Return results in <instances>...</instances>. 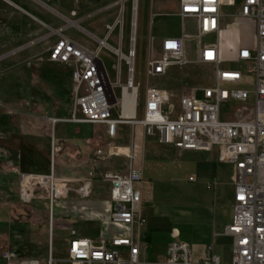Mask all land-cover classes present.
<instances>
[{"label": "built area", "instance_id": "built-area-1", "mask_svg": "<svg viewBox=\"0 0 264 264\" xmlns=\"http://www.w3.org/2000/svg\"><path fill=\"white\" fill-rule=\"evenodd\" d=\"M234 10L230 16L225 10ZM135 10L131 20L130 47L125 55L124 4L104 39L95 49H88L62 36L49 50V60L72 69L74 113L70 118H51L75 124L101 125L109 138L115 139L118 127L129 125L142 129L143 135L156 138L165 146L179 152L212 153L218 161L234 168V215L225 234L233 239L230 264H264V0H180L182 35L162 40V57L148 61L147 74L164 75L173 66L190 64L212 67L214 84L208 87L185 88L179 96L161 88L148 87L142 107L138 105L139 85L135 81ZM195 24V33L187 29ZM251 26L253 45L240 47L235 63L243 64L245 73L225 67L222 53V31L238 25ZM118 31L119 48H112L108 40ZM211 38L212 41H205ZM194 42L195 59L188 54V43ZM103 50L113 53L116 81H112L101 57ZM123 63L126 81H123ZM246 77L253 79V87L246 85ZM119 91V95L117 94ZM134 94L131 116L125 115L124 92ZM118 115L115 116V112ZM135 147V146H134ZM52 151L56 152L52 142ZM131 165L124 173H109V221L125 227L124 236L94 242L87 238L71 239L67 244L66 261L70 264H221L213 246H207L202 257L193 255L189 243L175 240L162 262L141 258V247L133 225L142 224V172L135 169L134 151L125 153ZM21 203L29 204L43 190H49L50 251L46 259H20L11 250L1 254L3 264H56L53 254L55 203L65 198L68 190L56 184L53 173L38 175L19 173ZM188 180L196 182L195 175ZM66 186V185H61ZM211 188V185H207Z\"/></svg>", "mask_w": 264, "mask_h": 264}, {"label": "rangeland", "instance_id": "rangeland-1", "mask_svg": "<svg viewBox=\"0 0 264 264\" xmlns=\"http://www.w3.org/2000/svg\"><path fill=\"white\" fill-rule=\"evenodd\" d=\"M107 5L106 11L98 19L104 18V23H112L111 14L119 12L124 4L126 13L124 19V52L130 47L131 18L134 0H102ZM154 1L137 0L138 15L136 20V59L135 68L136 83L140 92L147 86L161 87L170 91L174 96H179L182 91L190 86L208 87L214 84L212 67L208 65L173 66L168 75L162 78L147 77L146 69L148 60L162 57L157 41L162 36H172L181 31V22L177 18L176 0L164 1L163 8L170 13V17L153 21L151 14L154 12ZM98 4L101 0H93ZM136 8V7H135ZM38 25V24H35ZM105 30V25H103ZM34 35L27 45L0 52V147L6 143L10 145L22 139L26 133L51 135L54 127L50 119L67 111L65 118H70L74 113V98L71 87V69L68 66L53 63L49 60V50L58 39L47 40L46 35L38 41V35L34 31V25L29 27ZM61 32V31H59ZM189 32L195 33L194 26L189 25ZM117 33H113L109 43L117 46ZM253 34L248 26L238 25L235 29L222 31V53L226 61L225 67L239 69L245 73L243 64L235 63L237 46L240 43L251 45ZM205 41H212L211 38ZM40 43L39 47L34 46ZM28 51L27 53L22 51ZM105 62L112 81H116L114 66L117 59L108 50H103L101 55ZM37 62V63H36ZM123 81H126V67L123 63ZM253 79L246 77V85L252 88ZM119 95V91H117ZM116 111L114 114L117 116ZM79 128L92 130L91 158L89 165L78 160L77 157L66 159L64 164L54 175L56 184L65 187V198L55 203L54 208V235L53 254L57 259L56 264H70L66 261V249L69 223L74 216L73 205L68 203L73 198L90 200L103 205L109 194L110 183L105 180L109 173H124L131 165V160L123 152L129 145L120 147L121 140L108 138L104 130L96 126L78 125ZM88 127V128H87ZM60 127L58 126V131ZM97 129V131H96ZM98 133V134H97ZM68 135L72 138L71 131ZM101 134V136H99ZM124 144L133 141L126 134ZM137 141L140 142V152L134 161V165L147 166L162 169L166 158L169 156L163 151V147L154 139H145L139 133ZM51 139V138H50ZM26 146L25 139L23 140ZM19 142V140H18ZM51 142V141H50ZM78 143V141H77ZM115 147L121 149L115 150ZM151 147V148H150ZM59 148V147H58ZM150 148V149H149ZM60 149V148H59ZM0 152V257L3 251L11 250L20 259L39 258L46 259L50 251V208L48 190H43L31 203H21L20 178L18 169H13L5 164L3 149ZM74 161V163H72ZM57 167V166H56ZM9 168L11 170H9ZM13 169V170H12ZM177 175H165L159 179L146 177L142 184V201L145 208H150L153 214L148 217L144 214L142 228L144 238L141 239L142 254L149 262H162L167 256L169 244L175 241L172 233L174 226L188 224V220L179 221L167 208L183 202L191 204V198L185 195L190 186L181 184L178 179L183 178V172L176 171ZM29 174V173H26ZM49 173L48 175H51ZM40 175V174H38ZM66 185V186H61ZM181 195V196H180ZM187 199V200H186ZM109 203L107 205V218L109 220ZM79 214L77 218L80 216ZM82 216V215H81ZM76 218V219H77ZM195 222L194 218H189ZM142 235V234H141ZM0 264H3L0 258ZM221 264L225 262L221 261Z\"/></svg>", "mask_w": 264, "mask_h": 264}, {"label": "crops", "instance_id": "crops-1", "mask_svg": "<svg viewBox=\"0 0 264 264\" xmlns=\"http://www.w3.org/2000/svg\"><path fill=\"white\" fill-rule=\"evenodd\" d=\"M164 1L166 0H157L156 2L154 1V12L151 14V16L152 20L155 22L160 21L162 18L170 17V13L163 8ZM176 2L177 18L181 22V31L180 33L172 36L160 37L157 43L159 46L158 51H160L161 54V43L163 39L168 37H180L182 35L180 0H176ZM104 3L105 2L102 0L98 4L94 3L93 0H0V52L11 50L22 45H27L28 42L32 40L31 38L34 37L32 34L34 32L29 30V27L33 25L34 31L38 35V41L45 35L48 37V41L53 40V38L58 39L62 35L88 49L93 50L97 47L98 40L105 38L107 34V27L114 23L119 13L115 12L110 15V17H113V22L111 24L104 23V18L98 19V17H100V15L106 11L113 9H108L107 5ZM134 4V7L137 8V20V0H134ZM233 13L234 10H225V14L228 16L232 15ZM190 24H192L195 29V24L193 22H188V31ZM103 25H105V30L103 29ZM244 25H246V23H244ZM246 26L249 27L253 34L254 29L249 25ZM117 43V46H113L110 43L109 45L115 49L119 48L118 33ZM39 44L40 43H35L30 49L39 47ZM252 45L253 41L251 45L240 43L237 46V51L240 47ZM194 48V42L188 43V54L191 59L196 58ZM122 50L125 55L129 50L127 49V52H124V40L122 44ZM22 52L27 53L28 51L24 50ZM170 70L171 68L164 75L155 78H162L168 75ZM147 77L151 76L147 74ZM148 87L154 86H147L146 88ZM145 90L142 95L139 87V107H142ZM65 115H67V111H64L63 114L57 115V117L53 118L67 119L65 118ZM78 125L89 127L96 126L98 129L104 130V133L107 136L105 127L101 125H85L75 124L67 121H59L52 128L51 135L48 132L35 135L26 133L22 138L27 142L25 143V147L23 145L22 139H17V142H12L10 145L5 143L4 146L0 147V149H3L5 164H9L11 168L18 169L22 173L40 175H48L51 173V171L55 174L56 169L62 166L66 159L70 160V158L75 159V157H77L78 160H82L84 164L87 163V165H89V159L91 158V141L93 139V131L89 129H81L78 127ZM58 126L60 127V131H58ZM68 130L71 131L72 138H70V135L67 134ZM139 133L145 139H154L156 142H158L156 138L145 137L143 135L142 129H134L129 125L119 126L117 130V136L115 138L116 140L122 139V141L118 143L120 144V147L129 145L128 148L123 149V152L129 153L134 151L135 159L137 158L141 148V141H137V135H139ZM126 134L128 135L129 140L130 137H132L133 140L132 142L130 140V143L128 144H124L125 139H127ZM99 136H101V134ZM52 142H54L56 148V152L54 153L52 151ZM160 145L163 147V151L169 156L166 158L164 167L162 169L150 168L147 166H142V164L137 165V163L134 165V167L135 169L142 172L144 183L146 182V177H149L150 180L152 178L159 179L169 174L175 177L177 175L176 171L183 172L185 175L183 178L178 179V181L181 184L190 186V190H188V193L185 195H188L189 198H191V204L184 205L183 202H180L171 208L165 209L167 212L170 211L173 216L179 219V221H189L186 225L180 224V226L173 227L172 233L175 240L189 243L193 255L197 258L202 257L205 253L206 247L211 245L213 246L214 254L220 258V261L225 262V264H230L234 243L232 237L225 234V229L232 224L234 215V185L232 180L234 175L233 166L230 164L220 163L218 161L216 150L212 153L189 151L179 152L173 147L162 144ZM120 147H115L110 154H113L115 150L117 151L118 149H121ZM1 151L2 150H0V152ZM72 163H74V161ZM9 170L11 169L9 168ZM191 175L196 176V182H190L188 180ZM207 185H211V188H208ZM110 188L111 186L109 185V194L107 196V200L102 203L104 206L100 205L98 202L81 200L78 198H73L68 201V203L73 205L74 216H78L79 214L82 216L80 215L78 218L77 216L71 218L69 223L70 227L66 231L69 235L67 244L71 239L87 238L98 243L103 239L109 240L113 237L124 236L127 234V228L115 226L111 224L107 218V205L109 203ZM143 210L144 205L142 201L140 207L142 218L144 217V214L147 217L153 214L150 211L152 210L150 208H145L146 212ZM189 218H194L195 222L190 221ZM133 228L137 242L141 247V258L147 261L142 254V247L147 248L141 244V239L144 238L142 233V224L136 222L133 225ZM166 254H168V250ZM166 257L167 256L163 257V261L166 259Z\"/></svg>", "mask_w": 264, "mask_h": 264}, {"label": "bare ground", "instance_id": "bare-ground-1", "mask_svg": "<svg viewBox=\"0 0 264 264\" xmlns=\"http://www.w3.org/2000/svg\"><path fill=\"white\" fill-rule=\"evenodd\" d=\"M134 10H135V34H136V11H137V8H135L133 6ZM124 107L126 109V113L125 115L127 116H131L132 115V111H133V107H134V94L131 93L130 91H125L124 92Z\"/></svg>", "mask_w": 264, "mask_h": 264}]
</instances>
